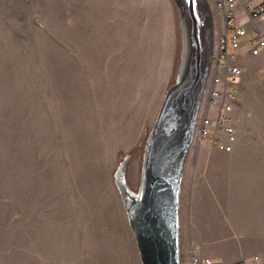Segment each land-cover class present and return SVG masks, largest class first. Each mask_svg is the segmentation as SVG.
<instances>
[{"label":"rangeland","instance_id":"1","mask_svg":"<svg viewBox=\"0 0 264 264\" xmlns=\"http://www.w3.org/2000/svg\"><path fill=\"white\" fill-rule=\"evenodd\" d=\"M179 54L164 0H0V264H142L114 173L131 154L138 189ZM237 63L236 111L250 112L246 138L264 140V53ZM199 141L187 160L206 162L197 206L227 223Z\"/></svg>","mask_w":264,"mask_h":264},{"label":"water","instance_id":"2","mask_svg":"<svg viewBox=\"0 0 264 264\" xmlns=\"http://www.w3.org/2000/svg\"><path fill=\"white\" fill-rule=\"evenodd\" d=\"M173 1L180 29L179 62L146 139L138 189L127 178L131 154L114 173L142 264H182L183 177L215 57L216 21L208 0Z\"/></svg>","mask_w":264,"mask_h":264},{"label":"crops","instance_id":"3","mask_svg":"<svg viewBox=\"0 0 264 264\" xmlns=\"http://www.w3.org/2000/svg\"><path fill=\"white\" fill-rule=\"evenodd\" d=\"M164 1L170 28L175 30V5L173 0ZM263 22L260 28L264 33ZM221 29H218L219 33ZM241 54L245 59L249 58L247 49H241ZM237 105L235 102L237 139L233 151L211 147L215 157L213 184L218 186L217 191H213L217 199L227 197L228 213L221 209L219 213H226L228 221L223 223L220 215L210 213V220L206 222L207 215L197 206L202 195L198 187L202 176L197 177V181L194 179V174L199 173L196 168L205 169L206 162L200 156L190 163L187 161L180 207L182 264H193L194 254L211 259L212 264H244L253 256H258L259 262L246 264H264V140L246 138L250 112L246 108V114H238Z\"/></svg>","mask_w":264,"mask_h":264},{"label":"built area","instance_id":"4","mask_svg":"<svg viewBox=\"0 0 264 264\" xmlns=\"http://www.w3.org/2000/svg\"><path fill=\"white\" fill-rule=\"evenodd\" d=\"M214 16L221 17V32L216 35L215 57L211 76L198 117L195 138L224 152H231L237 139L235 102L243 69L237 63L242 42L247 55L256 57L264 51V0H208ZM258 256L248 262H259ZM193 264H212V260L194 254Z\"/></svg>","mask_w":264,"mask_h":264},{"label":"trees","instance_id":"5","mask_svg":"<svg viewBox=\"0 0 264 264\" xmlns=\"http://www.w3.org/2000/svg\"><path fill=\"white\" fill-rule=\"evenodd\" d=\"M32 20H33L34 22H36V23H39V20H38V18H36V17L32 18Z\"/></svg>","mask_w":264,"mask_h":264}]
</instances>
